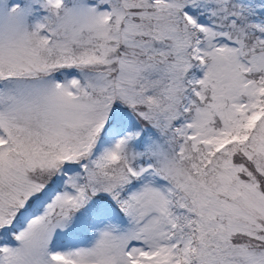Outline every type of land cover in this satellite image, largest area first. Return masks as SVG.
<instances>
[{"label": "snow or ice", "instance_id": "snow-or-ice-1", "mask_svg": "<svg viewBox=\"0 0 264 264\" xmlns=\"http://www.w3.org/2000/svg\"><path fill=\"white\" fill-rule=\"evenodd\" d=\"M0 264H264V0H0Z\"/></svg>", "mask_w": 264, "mask_h": 264}]
</instances>
